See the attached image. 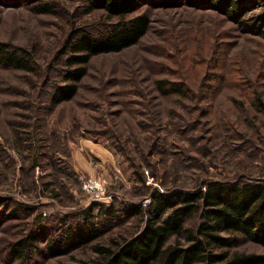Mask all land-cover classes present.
Wrapping results in <instances>:
<instances>
[{
	"label": "rangeland",
	"instance_id": "obj_1",
	"mask_svg": "<svg viewBox=\"0 0 264 264\" xmlns=\"http://www.w3.org/2000/svg\"><path fill=\"white\" fill-rule=\"evenodd\" d=\"M44 3L51 10L40 11ZM257 7L248 13L258 12ZM139 41L93 55L72 98L50 101L61 84L58 55L72 27L100 28L107 15L80 1L0 0V40L30 49L32 71L0 64V264L100 260L143 225L133 216L64 253L9 257L39 225L49 239L93 203L146 205L154 190L195 189L211 180L264 177V33L214 7L144 3ZM181 88L176 91L174 88ZM97 179L102 188L83 184ZM239 251L264 253L248 241Z\"/></svg>",
	"mask_w": 264,
	"mask_h": 264
},
{
	"label": "trees",
	"instance_id": "obj_2",
	"mask_svg": "<svg viewBox=\"0 0 264 264\" xmlns=\"http://www.w3.org/2000/svg\"><path fill=\"white\" fill-rule=\"evenodd\" d=\"M72 1L82 2L87 12L102 10L110 20L100 24V28L76 26L69 30L58 51L65 67L63 82L56 84L51 93L53 105L72 98L93 55L120 51L139 41L149 27L150 16L145 10L133 12L144 3L177 6L188 2L214 7L253 33H264V0ZM259 6L262 9L246 16ZM38 9L50 11L51 7L44 3ZM35 63L30 49L0 40V64L32 71ZM6 199L0 196V207ZM13 211L1 210L0 215H13ZM133 216L143 220L134 235L116 248L93 244L100 260L84 259L75 264H264V253L237 250L248 241L264 245V177L211 180L195 189L154 190L144 206L93 203L82 211L76 225H68L61 235L49 239V226L39 225L15 240L8 254L12 260L23 263L39 251L40 244L41 249L50 253L68 252Z\"/></svg>",
	"mask_w": 264,
	"mask_h": 264
},
{
	"label": "built area",
	"instance_id": "obj_3",
	"mask_svg": "<svg viewBox=\"0 0 264 264\" xmlns=\"http://www.w3.org/2000/svg\"><path fill=\"white\" fill-rule=\"evenodd\" d=\"M83 188L88 192H97L102 188V186L97 179L93 178L87 180V182L83 184Z\"/></svg>",
	"mask_w": 264,
	"mask_h": 264
}]
</instances>
